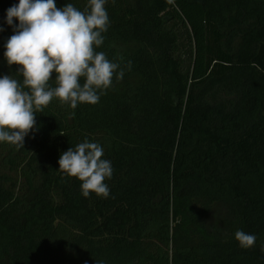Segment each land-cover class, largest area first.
<instances>
[{"label": "trees", "instance_id": "trees-1", "mask_svg": "<svg viewBox=\"0 0 264 264\" xmlns=\"http://www.w3.org/2000/svg\"><path fill=\"white\" fill-rule=\"evenodd\" d=\"M16 3L0 0V75L20 67L3 55ZM106 9L96 51L123 78L95 105L54 99L23 149L0 144V264H264V0ZM85 138L111 161L108 198L58 171Z\"/></svg>", "mask_w": 264, "mask_h": 264}, {"label": "clouds", "instance_id": "clouds-1", "mask_svg": "<svg viewBox=\"0 0 264 264\" xmlns=\"http://www.w3.org/2000/svg\"><path fill=\"white\" fill-rule=\"evenodd\" d=\"M108 3L87 0L81 11L71 3L57 7L56 0H18L6 9L5 23L14 34L4 43L3 55L9 67H20L0 75V144L23 149L25 137L36 130L37 113L54 99L73 110L80 104L95 105L113 78H123L120 65L96 51L110 27ZM74 117L75 111L68 113L69 119ZM103 156V146L85 138L61 153L58 171L79 180L85 198L91 193L108 198L105 181L112 178L113 167ZM234 238L243 249L255 246L257 239L243 230Z\"/></svg>", "mask_w": 264, "mask_h": 264}]
</instances>
